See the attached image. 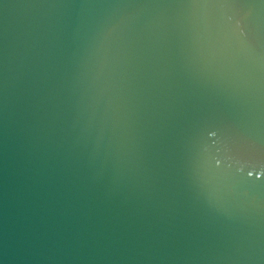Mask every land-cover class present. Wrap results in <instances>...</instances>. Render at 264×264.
I'll return each mask as SVG.
<instances>
[{
	"label": "snow or ice",
	"instance_id": "6c2138e0",
	"mask_svg": "<svg viewBox=\"0 0 264 264\" xmlns=\"http://www.w3.org/2000/svg\"><path fill=\"white\" fill-rule=\"evenodd\" d=\"M169 4L181 7H204V8H223L232 10V15L228 17L229 26L234 29L239 37L252 47L256 40L251 28L247 23V9H264V0H170ZM136 4L124 2L120 6L134 7ZM264 42V37L260 38ZM225 126L226 135L230 146L237 150L259 153L264 157V101L261 102V118L259 133L249 127L241 116L233 110H226L220 117ZM189 167L191 173L202 187H210L217 181L211 169L201 167L196 152L195 145L188 147Z\"/></svg>",
	"mask_w": 264,
	"mask_h": 264
}]
</instances>
